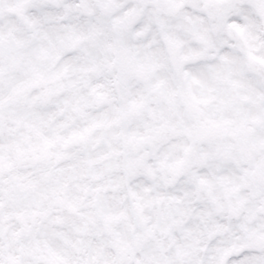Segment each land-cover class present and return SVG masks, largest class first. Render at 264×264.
Segmentation results:
<instances>
[{
  "label": "snow or ice",
  "instance_id": "1",
  "mask_svg": "<svg viewBox=\"0 0 264 264\" xmlns=\"http://www.w3.org/2000/svg\"><path fill=\"white\" fill-rule=\"evenodd\" d=\"M0 264H264V0H0Z\"/></svg>",
  "mask_w": 264,
  "mask_h": 264
}]
</instances>
